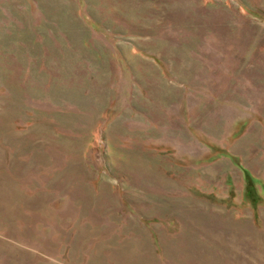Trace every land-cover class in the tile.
I'll return each mask as SVG.
<instances>
[{"label":"rangeland","instance_id":"374dc122","mask_svg":"<svg viewBox=\"0 0 264 264\" xmlns=\"http://www.w3.org/2000/svg\"><path fill=\"white\" fill-rule=\"evenodd\" d=\"M0 264H264V0H0Z\"/></svg>","mask_w":264,"mask_h":264}]
</instances>
